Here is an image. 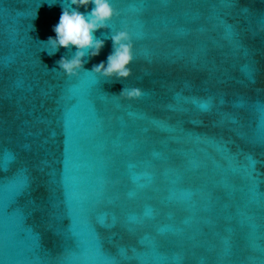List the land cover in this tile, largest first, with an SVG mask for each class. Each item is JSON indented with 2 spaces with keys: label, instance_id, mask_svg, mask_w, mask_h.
I'll use <instances>...</instances> for the list:
<instances>
[{
  "label": "water",
  "instance_id": "95a60500",
  "mask_svg": "<svg viewBox=\"0 0 264 264\" xmlns=\"http://www.w3.org/2000/svg\"><path fill=\"white\" fill-rule=\"evenodd\" d=\"M48 2L0 0V264H264V0H111L122 81L52 70Z\"/></svg>",
  "mask_w": 264,
  "mask_h": 264
},
{
  "label": "clouds",
  "instance_id": "9594fccd",
  "mask_svg": "<svg viewBox=\"0 0 264 264\" xmlns=\"http://www.w3.org/2000/svg\"><path fill=\"white\" fill-rule=\"evenodd\" d=\"M61 8L59 22L53 27L55 36L40 41L46 46L45 51L49 56L56 54L61 48L67 52V55L56 62L58 67L52 70L62 71L67 77L89 72L103 77L106 81H122L128 78L132 71L130 65L135 59L131 33L119 30L103 39L96 35L100 30H107L110 21L118 15L111 0H61ZM81 8L85 11H81ZM109 38L112 51L106 61L94 64L91 70L85 69L84 65L91 58L100 55L105 40ZM118 95L131 100L141 98L143 92L138 87L124 86Z\"/></svg>",
  "mask_w": 264,
  "mask_h": 264
},
{
  "label": "snow or ice",
  "instance_id": "6c2138e0",
  "mask_svg": "<svg viewBox=\"0 0 264 264\" xmlns=\"http://www.w3.org/2000/svg\"><path fill=\"white\" fill-rule=\"evenodd\" d=\"M55 2V0H50V2H48L49 4H51V3H54ZM252 163V167L254 168L255 167V161H252L251 162Z\"/></svg>",
  "mask_w": 264,
  "mask_h": 264
}]
</instances>
